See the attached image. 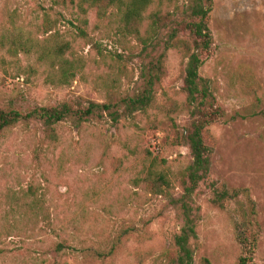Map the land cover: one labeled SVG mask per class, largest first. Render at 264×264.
<instances>
[{"label": "rangeland", "instance_id": "1", "mask_svg": "<svg viewBox=\"0 0 264 264\" xmlns=\"http://www.w3.org/2000/svg\"><path fill=\"white\" fill-rule=\"evenodd\" d=\"M49 5V0H0V33L13 10L27 23ZM56 11L66 18L60 28L72 52L86 61L84 73L59 87L33 57L5 56L0 109L26 114L64 101L102 102L107 74L119 79L124 94L137 90L140 60L133 43L109 39L112 25L98 22L92 10L86 38H76L70 23L79 25L77 10ZM209 28L212 43L199 76L222 117L209 127V173L192 196L198 215L194 264L203 259L236 264V230L243 215L255 244L251 264H264V115L259 114L264 109V0H212ZM97 46L126 57L120 71L109 60L93 63L99 60ZM185 62L177 50H169L152 107L117 124L109 119L79 128L62 123L53 141L37 122L3 134L0 264H49L59 243L64 245L61 264H153L170 250L182 225L174 202L184 193L182 172L191 163L187 145L175 135L190 124L182 89ZM150 170L168 180L160 193L145 180ZM222 190L238 191L239 197L219 208L211 199ZM32 200L38 204L33 214Z\"/></svg>", "mask_w": 264, "mask_h": 264}, {"label": "trees", "instance_id": "2", "mask_svg": "<svg viewBox=\"0 0 264 264\" xmlns=\"http://www.w3.org/2000/svg\"><path fill=\"white\" fill-rule=\"evenodd\" d=\"M48 9L42 10L41 16H35L25 23L18 11L8 14V26L0 33V60L5 56L18 60L20 56L33 57L35 63L47 71L51 83L56 86H69L79 74L84 73L86 61L72 52V44L61 33V25L66 18L56 9L75 8L74 18L79 24L75 26L74 37L86 38L84 27L87 25V13L92 10L98 22L107 21L112 25L108 32L109 39L116 38L118 43L136 47L140 60L139 85L132 94L121 92L119 79L105 75L104 101L94 102L80 100L61 102L56 106H41L29 110L26 114L12 109H0V138L3 134L19 124L28 126L39 123L49 140H56V127L70 123L79 128L84 123H100L110 120L117 124L121 119L132 117L135 113H144L154 103V92L164 75L163 62L169 50H177L185 60L183 92L190 118L189 126L175 135L187 145L191 163L182 172L181 187L183 195L175 200L182 225L174 236L170 250H167L153 264H194V244L197 240L196 223L198 215L191 205L192 196L198 184L209 173L212 148L209 144V127L221 119L222 114L214 106L207 83L199 76L203 57L208 53L212 35L209 28V15L212 0H188L177 4L178 0H49ZM73 35V34H72ZM98 47V46H97ZM99 60L95 64H104L109 60L117 66L126 57L121 54H105L99 47L95 49ZM132 54V51L130 55ZM129 57V56H128ZM15 65V62L11 63ZM109 69H112L109 66ZM264 115V109L259 112ZM254 115H258L254 112ZM152 177V178H151ZM145 180L151 184L153 192H162L168 180L162 175L148 171ZM238 191L228 193L226 190L215 192L211 201L223 208L225 201L239 197ZM250 201V200H249ZM37 200L28 206L32 214L37 209ZM252 212L254 205L252 204ZM236 230L240 256L236 264H251L254 242L248 234L246 216ZM63 244H56L51 250L49 264H61ZM201 264H210L203 259Z\"/></svg>", "mask_w": 264, "mask_h": 264}]
</instances>
